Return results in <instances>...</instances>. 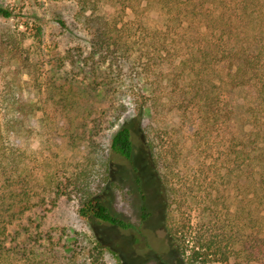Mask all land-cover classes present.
Segmentation results:
<instances>
[{"label":"rangeland","instance_id":"obj_1","mask_svg":"<svg viewBox=\"0 0 264 264\" xmlns=\"http://www.w3.org/2000/svg\"><path fill=\"white\" fill-rule=\"evenodd\" d=\"M98 6L103 21L126 37L111 47L116 59L90 57L91 31L84 21L89 12L81 14L76 1L0 0L12 12L0 17V124L11 107L3 97L11 90L23 92L33 112L16 137L14 179L37 184L39 193L59 187L51 191V203L17 221L12 230L19 233L23 259L3 264H190L166 233L158 178L169 186L175 219L192 224L209 218L208 195H240L234 186L242 172L236 153L250 136L254 88L233 87L225 64L195 76L177 65L181 57L169 59L172 49L166 57L162 49L154 51L153 31L165 25L159 7L135 16L113 0H99ZM124 126L136 142L141 193L128 162L111 151L113 136ZM90 192L135 225L143 195L150 215L138 231L84 219L80 196ZM217 211L229 217L222 202ZM97 240L106 248L101 256Z\"/></svg>","mask_w":264,"mask_h":264},{"label":"trees","instance_id":"obj_2","mask_svg":"<svg viewBox=\"0 0 264 264\" xmlns=\"http://www.w3.org/2000/svg\"><path fill=\"white\" fill-rule=\"evenodd\" d=\"M74 1L81 14L85 16L89 12L84 21L91 31L90 57L98 61L108 60L114 53L110 51L111 47L125 43L126 37L115 34L118 33L115 24L109 26L97 14L99 0ZM113 1L122 12L129 10L135 16L151 6L159 7L165 15V25L163 30L153 31L152 36L157 42L154 51L160 53L162 49V56L166 57L165 53L172 49L169 59L181 57L177 65H181L183 71L199 76L211 65L225 64L233 87L248 85L254 88L256 104L250 108L251 112L255 110L248 122L250 136L244 148L236 153L241 157L236 166L242 171L234 182L239 196L224 197L221 193V196L212 198L208 195L209 204L204 209L209 212V218L192 224L189 219H175L178 215L174 212L178 209L170 206L169 186L162 179L158 178V182L165 206L166 233L176 251L186 255L190 264H261L264 259V140L258 131L260 124L264 123L261 121L264 119V0ZM11 15L9 9L0 7V17L9 18ZM180 50L183 52L179 53ZM3 99L11 107L4 109L3 123L0 124V144L6 142V147H0L1 151L3 149L0 153L3 156L0 160V264L9 259H23V245L16 241L19 233L12 229L17 221H21L24 212L51 203L52 192L56 188L59 192L56 186L48 189L49 192L39 193L37 184L14 179L18 163L11 157H18L16 137L21 135L23 124L33 112L26 105L28 100L23 92L15 94L11 90ZM110 147L114 154L128 162L139 187L140 178L134 165L136 142L131 130L126 126L120 128ZM138 189L141 193L140 187ZM141 198L138 225L115 215L99 195L92 192L80 196L78 214L84 219H95L122 230L138 231L140 224L150 215L145 197L142 195ZM229 198L232 201L224 204L223 200ZM221 202L229 217L218 215L217 205ZM96 242L95 250L101 256L106 248L101 241Z\"/></svg>","mask_w":264,"mask_h":264}]
</instances>
